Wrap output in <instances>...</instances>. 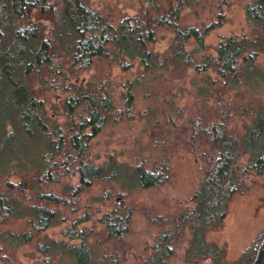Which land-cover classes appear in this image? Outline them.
Segmentation results:
<instances>
[{
    "label": "trees",
    "instance_id": "obj_1",
    "mask_svg": "<svg viewBox=\"0 0 264 264\" xmlns=\"http://www.w3.org/2000/svg\"><path fill=\"white\" fill-rule=\"evenodd\" d=\"M199 1L168 0L161 10L158 0H142L140 13L112 24L83 0H0V177L4 180L0 254L34 244L44 255L41 264H121L132 217L124 198L117 197L114 207L98 217L100 229L78 227L91 218L85 212L62 230L65 240L40 233L65 222L61 208L75 212L77 197L97 184L108 187L95 197L100 201L112 199V192L124 197L127 188H154L169 180L166 158L152 167L146 159H133L132 186H125L120 164L110 156L94 163L89 150L105 127L133 118L137 88L165 71L180 78L191 70L196 115L191 119L190 138L208 151L206 165L191 196V208L148 217L158 232L140 264H168L187 235L184 264L224 263L225 245L208 242L205 235L223 227L231 198L245 189L244 177L264 172V104L231 109L225 100L229 92L256 97V89L264 87V69L256 63L258 55L264 54V0L245 4L249 34L220 37L213 47L215 55L206 53L205 36L219 21L180 24L181 10ZM148 11L157 15L146 16ZM153 26L173 33L164 52L150 48L156 42ZM59 58L64 61L54 62ZM102 61L123 71L135 63L139 67L120 94L119 106L104 83L65 84L68 76L58 69L69 64L65 70L75 76ZM57 72L62 75L59 80ZM47 81L46 86L54 84L68 92L61 101L62 123L48 117L34 87ZM231 110L245 125L240 135L229 128ZM165 119L162 126L171 127L169 113L165 112ZM162 133L167 136L170 131ZM14 175L21 180H9ZM74 176L76 184L64 182ZM49 184L61 185V194L43 190ZM11 219H23L28 228L16 233L1 228ZM231 264H264V228Z\"/></svg>",
    "mask_w": 264,
    "mask_h": 264
},
{
    "label": "rangeland",
    "instance_id": "obj_2",
    "mask_svg": "<svg viewBox=\"0 0 264 264\" xmlns=\"http://www.w3.org/2000/svg\"><path fill=\"white\" fill-rule=\"evenodd\" d=\"M90 8L98 11L100 15L112 24H116L125 15L140 13L142 0H83ZM250 0H200L192 6L181 10L180 24L183 26H201L211 21H219L220 25L205 36L207 45L206 53L215 55L213 47L220 37L248 35L250 28L245 18V4ZM161 10L166 9L168 0H158ZM143 14V13H142ZM151 17L157 14L154 11L144 13ZM156 42L150 48L156 52H164L169 46L173 33L160 26H153ZM64 60L55 59L54 62ZM257 65L264 69V54L256 58ZM67 64L65 68L68 66ZM64 67H58L68 76L65 84L69 82H86L96 80L104 83L109 89L117 106L122 101L120 94L125 91V85L133 80L139 67L135 63L127 71L121 70L116 65L100 62L87 70L78 71L75 76L70 75ZM212 76H215L210 72ZM193 75L188 71L187 76L173 77L165 71L161 77L148 83L145 87L137 88L136 98L132 108L133 118H125L120 122L105 127L92 141L89 157L94 163H103L109 156L120 164L125 186L131 185L133 159H146L147 166L157 165L161 158H166L170 167L169 180L157 187L148 189H128L124 197L111 193L112 199L96 200L107 186L95 185L77 197L76 211L61 208L66 221L40 233L49 239L65 240L62 230L76 217L88 212L90 220L78 227L102 226L97 219L103 213L111 210L120 198L132 210L130 232L123 245L124 256L121 264H140L148 253L147 245L153 242L158 228L151 223L148 217L156 215H175L178 212L191 208V196L199 186L206 165L208 151L193 142L190 138L191 119L196 115L194 105L193 87L189 79ZM57 72L56 79L61 78ZM50 81L43 85L35 83L40 96L44 100L46 114L56 122L65 121L61 101L67 96V91L51 86ZM257 95L244 93L243 96L236 92H229L225 96L231 109L250 104L257 106L264 104V87L256 89ZM165 112L173 118L171 127L162 126ZM150 114V115H149ZM159 119L160 122H156ZM230 130L235 135H240L245 125L231 110ZM169 130L165 136L162 132ZM245 157L240 160L244 161ZM30 175L28 174L27 177ZM22 177L11 176L9 180L17 183ZM77 176L65 179L64 182L76 184ZM4 180L0 177V188ZM245 189L242 193L235 194L228 205V212L222 228L206 233L205 239L219 245H225L226 257L223 264H231L240 253L254 240L255 236L264 228V172L260 175H247L244 177ZM119 185V184H118ZM117 185V186H118ZM116 189V186L113 187ZM61 185H46L43 190L53 191L60 195ZM119 202V201H118ZM1 228L11 232H20L27 229L23 219H11ZM189 236L176 247V252L168 264H184V250L188 245ZM44 255L37 252L34 244H27L15 250H5L0 254V264H41ZM208 263V262H206Z\"/></svg>",
    "mask_w": 264,
    "mask_h": 264
}]
</instances>
